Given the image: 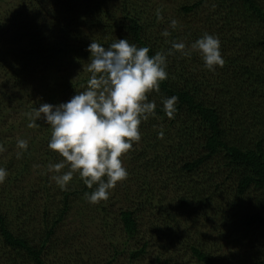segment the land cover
<instances>
[{"label": "trees", "instance_id": "trees-1", "mask_svg": "<svg viewBox=\"0 0 264 264\" xmlns=\"http://www.w3.org/2000/svg\"><path fill=\"white\" fill-rule=\"evenodd\" d=\"M7 11L0 146L13 143L4 132L27 149L0 151V264H264V0H18ZM206 32L224 59L214 71L190 47ZM116 38L164 54L168 77L121 157L127 178L90 203L96 184L78 171L65 188L56 183L68 165L50 167L63 160L48 148L51 127L42 118L28 127V114L85 90L88 44ZM172 42L190 54L169 53ZM173 95L170 118L162 100ZM70 213L95 227L100 263L75 236L56 235Z\"/></svg>", "mask_w": 264, "mask_h": 264}, {"label": "clouds", "instance_id": "clouds-1", "mask_svg": "<svg viewBox=\"0 0 264 264\" xmlns=\"http://www.w3.org/2000/svg\"><path fill=\"white\" fill-rule=\"evenodd\" d=\"M169 23L175 28L177 22L173 19ZM161 34L167 37L170 33L164 30ZM190 47L198 51L203 66L209 71L223 66L219 37L206 32ZM185 48L183 42H172L169 53L175 49L181 55H189ZM87 51L91 59L85 90L57 105L41 103L28 114V127H33L41 118L50 125L48 148L63 158L50 167L57 172L65 164L69 168L53 177L56 183L65 188L78 171L89 188L96 184L86 196L90 203H98L107 200L109 190L127 178L121 157L140 140L141 121L156 114V104L148 100V94L159 90L168 72L164 54L149 55L148 47H138L125 38H116L107 47L91 40ZM177 99L173 95L162 100L163 110L170 118L177 110ZM17 145L27 149L26 140H17ZM7 176V170L0 167V183Z\"/></svg>", "mask_w": 264, "mask_h": 264}, {"label": "rangeland", "instance_id": "rangeland-1", "mask_svg": "<svg viewBox=\"0 0 264 264\" xmlns=\"http://www.w3.org/2000/svg\"><path fill=\"white\" fill-rule=\"evenodd\" d=\"M17 3L18 0H0V20L9 15L7 10L14 11ZM167 12H171V10L169 9L167 10ZM5 33L0 32V35L2 36V38L7 39V37H5ZM33 78L34 80L31 81L38 80L37 77ZM5 80L6 79L4 78V76L0 74V89L6 86ZM27 83L29 82L27 81ZM3 134L5 139H10L13 141V143H9L8 146H4L3 148L6 149L7 147H10L12 150H16L17 142L16 140H13L12 134L4 132ZM78 224L80 226L81 222H79L76 217H72L70 213L62 220L61 228L55 231L56 235H59V237L62 238L65 232L68 234V236H75L79 243L84 248H86L87 253L89 254L88 258H91L90 260H93L94 262L100 263L101 261H103L105 255L102 251V248H100L103 241H96L92 238L91 232L94 231L95 227H90L88 224H84L81 227H78ZM83 254L87 256L85 252ZM147 256L148 254H146V257H143L142 260L147 261Z\"/></svg>", "mask_w": 264, "mask_h": 264}]
</instances>
